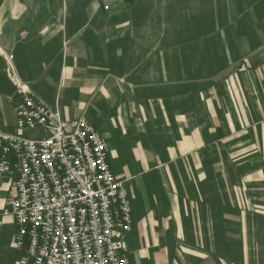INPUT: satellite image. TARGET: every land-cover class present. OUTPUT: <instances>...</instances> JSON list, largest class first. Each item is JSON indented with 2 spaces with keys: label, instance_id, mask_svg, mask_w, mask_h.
<instances>
[{
  "label": "crops",
  "instance_id": "obj_1",
  "mask_svg": "<svg viewBox=\"0 0 264 264\" xmlns=\"http://www.w3.org/2000/svg\"><path fill=\"white\" fill-rule=\"evenodd\" d=\"M6 55L35 99L101 133L131 264H264V0H0L9 134ZM14 179L0 174V264L25 256L4 214Z\"/></svg>",
  "mask_w": 264,
  "mask_h": 264
},
{
  "label": "built area",
  "instance_id": "obj_2",
  "mask_svg": "<svg viewBox=\"0 0 264 264\" xmlns=\"http://www.w3.org/2000/svg\"><path fill=\"white\" fill-rule=\"evenodd\" d=\"M98 1L109 11L122 0ZM6 59L19 104L16 133L0 131V174L15 176L4 214L15 219L21 264H131V202L101 133L35 99Z\"/></svg>",
  "mask_w": 264,
  "mask_h": 264
},
{
  "label": "rangeland",
  "instance_id": "obj_3",
  "mask_svg": "<svg viewBox=\"0 0 264 264\" xmlns=\"http://www.w3.org/2000/svg\"><path fill=\"white\" fill-rule=\"evenodd\" d=\"M28 137H34L35 136V133H28L27 134ZM255 255V253H253Z\"/></svg>",
  "mask_w": 264,
  "mask_h": 264
}]
</instances>
